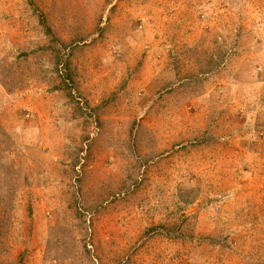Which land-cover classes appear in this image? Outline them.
Returning <instances> with one entry per match:
<instances>
[{"label":"rangeland","instance_id":"rangeland-1","mask_svg":"<svg viewBox=\"0 0 264 264\" xmlns=\"http://www.w3.org/2000/svg\"><path fill=\"white\" fill-rule=\"evenodd\" d=\"M0 264H264V0H0Z\"/></svg>","mask_w":264,"mask_h":264}]
</instances>
